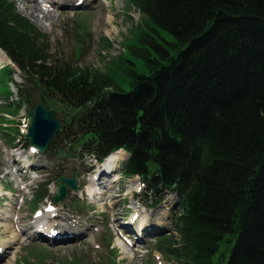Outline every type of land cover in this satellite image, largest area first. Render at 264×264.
<instances>
[{"label":"trees","instance_id":"1","mask_svg":"<svg viewBox=\"0 0 264 264\" xmlns=\"http://www.w3.org/2000/svg\"><path fill=\"white\" fill-rule=\"evenodd\" d=\"M131 2L144 22L127 51L145 71L125 55V88L53 59L49 37L0 0V48L58 103L45 154L123 149L146 195L176 197L177 237L159 247L171 264H264V0Z\"/></svg>","mask_w":264,"mask_h":264},{"label":"rangeland","instance_id":"2","mask_svg":"<svg viewBox=\"0 0 264 264\" xmlns=\"http://www.w3.org/2000/svg\"><path fill=\"white\" fill-rule=\"evenodd\" d=\"M10 1L49 37L51 51L48 55L53 59L114 74L127 88L128 75L122 76L116 63L122 60L125 63L124 52L128 44L135 42L144 22L131 0H65L60 6L52 5L50 0H35L41 11L34 14L32 9L24 8L26 0ZM107 11L113 13V23L101 21L100 15ZM45 14L48 16L44 17ZM161 35L171 40L163 30ZM128 57L135 62L138 72L145 71L141 58L132 53ZM6 63L11 64L9 59L4 60L0 62V69ZM12 69L10 73L4 70L5 74L0 70V215L12 214L15 221L22 216L32 229L33 220L48 212L44 210H56L58 215L53 216L55 229H50L49 233L43 231L46 226L33 236H27L26 230L25 233L15 230L21 239L5 248V252L0 248V264H171L173 259L159 247L161 244L164 247V239L171 235L177 237L176 197L162 193L155 201L140 193L139 178L121 172L126 154L117 159L116 171L101 173L102 166L79 151L31 152L23 128L25 124L28 128V113L41 99L39 84L27 80L26 74L17 68ZM2 75L7 77L8 83L3 81ZM45 104L53 110L58 107L57 101L52 99ZM20 155H24L21 161ZM13 159H18L20 164ZM59 174L74 176L77 189H68L65 199L55 202L52 196L57 191ZM100 174L101 180L108 179L104 185L94 181ZM92 183L102 189V194L93 198L87 195L88 185ZM140 216L153 219L138 226L134 222ZM65 225L72 229L63 233L61 226ZM76 225L80 229L75 228ZM4 236L8 237V233L0 230V237ZM220 251L214 260L219 258ZM227 257L228 252H225L222 260L226 261Z\"/></svg>","mask_w":264,"mask_h":264},{"label":"bare ground","instance_id":"3","mask_svg":"<svg viewBox=\"0 0 264 264\" xmlns=\"http://www.w3.org/2000/svg\"><path fill=\"white\" fill-rule=\"evenodd\" d=\"M26 1L27 2H24V8L32 9V11H31L32 14H34V12H40L41 11V8L37 4H35V2H34L35 0H26ZM46 1L48 2L49 0H46ZM50 1H51L52 5L55 4L57 6H60V5H62V1H65V0H50ZM70 1L74 2L76 0H70ZM87 1L88 0H85L84 2H87ZM46 16H48V14L44 15V17H46ZM100 16H101V21L103 23H105V24L107 22L113 23L114 18H113V13L111 11H107L105 15L101 14ZM106 27L108 28V25ZM107 31H110V30L108 29ZM4 60H8V58L5 55V53L0 49V62H3ZM26 128H27V124L24 125V128H23L24 132H26ZM122 155H124L123 150H118V151L110 154L104 160V165L111 163V160H113V159H121ZM22 157H24V155H20V157L18 159L20 160ZM18 159H13V161L15 163L20 164ZM23 170H25V169H23ZM101 172H103V170H101ZM107 180H105V182H101L102 185H104ZM101 190L102 189L96 187L93 183L88 185V193L92 196V198L94 197V195H97V196L101 195L102 194ZM3 193L7 194V195L11 194L8 192H3ZM10 212L12 213L13 210ZM56 214H57L56 210H51V211L45 212L43 216L35 218L32 222L33 223L32 227H34L35 230H34V228L32 229L31 227H29L26 222H24V220L22 219V216L19 217L18 221H15V217L12 214L3 215V216L0 215V220H1L0 230L3 233H8V237H6V236H4L3 238L0 237L1 251L5 252L4 251L5 248H8L13 242L21 239V235L19 233L15 232V230H17V229H20V231L22 233H25V230H26L27 236L36 235L37 231L39 230L38 228L39 227L41 228L42 226H46L45 227L46 230H43V231H46L47 233H49L50 229H55V226H54L55 219H53V216L55 217ZM145 218H146L145 216L137 217L134 223L137 224L138 226H141L142 224L146 225V224H148V222H150L153 219L151 216L148 217V220H147V218L146 219ZM144 219H145V221H144ZM15 224H18L20 228L19 227L16 228ZM124 226L126 227L127 224H125ZM74 227L77 228L78 226L76 225ZM129 227L131 228L130 225H129ZM68 228L72 229V227L71 226L69 227V225L61 226L63 233H65L64 231ZM38 233H41V232H38Z\"/></svg>","mask_w":264,"mask_h":264},{"label":"water","instance_id":"4","mask_svg":"<svg viewBox=\"0 0 264 264\" xmlns=\"http://www.w3.org/2000/svg\"><path fill=\"white\" fill-rule=\"evenodd\" d=\"M41 90L46 95V92H44L43 89ZM29 115L31 116V123L25 134V138L31 146L38 148V151L42 152L46 148L49 140L59 130L60 121L55 118L53 110L45 107L41 102L34 106L29 112ZM57 186L58 192L54 194L55 201L64 199L67 186L71 189L77 188L73 177L68 178L61 176L57 182Z\"/></svg>","mask_w":264,"mask_h":264}]
</instances>
